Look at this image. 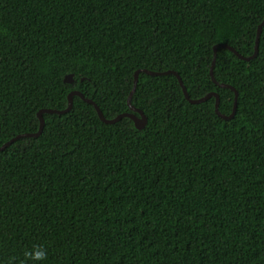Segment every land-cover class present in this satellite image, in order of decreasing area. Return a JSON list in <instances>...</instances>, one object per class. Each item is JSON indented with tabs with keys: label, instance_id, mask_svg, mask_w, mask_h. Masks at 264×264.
Listing matches in <instances>:
<instances>
[{
	"label": "trees",
	"instance_id": "1",
	"mask_svg": "<svg viewBox=\"0 0 264 264\" xmlns=\"http://www.w3.org/2000/svg\"><path fill=\"white\" fill-rule=\"evenodd\" d=\"M262 21L264 0H0V146L72 91L137 114L141 69L228 116L213 46L252 55ZM213 76L238 93L229 120L139 73L143 128L73 96L1 150L0 264L35 246L36 264H264V26L254 59L220 48Z\"/></svg>",
	"mask_w": 264,
	"mask_h": 264
},
{
	"label": "water",
	"instance_id": "2",
	"mask_svg": "<svg viewBox=\"0 0 264 264\" xmlns=\"http://www.w3.org/2000/svg\"><path fill=\"white\" fill-rule=\"evenodd\" d=\"M263 26H264V21H262L257 27L256 36H255L254 51H253V54L248 56V57H244V56L240 55L238 52H236V50L234 48L230 47L227 44H216V45L213 46V58H212L211 67H210V70H209L210 77H211L212 81L215 84L219 85V87L228 88V89H231L234 92V101H233L232 112L228 116L222 115L219 112V110H218L219 96H218L217 93L211 92V93L207 94L206 96L202 97L201 99L192 100V99L189 98V96L187 94V91H186V88L184 87V85H183L180 77L177 75V73H175L173 71L152 72V71L141 69V70H137L134 73L133 86H132V89L129 92L128 97H127V105L129 107V109L132 112H135L137 114H134V113H122V114L118 115L117 117H115L114 119L108 120L102 115L101 111L99 110L97 105L92 100L84 98V96L82 94H80L79 92L72 91L68 95V106H67V108L65 110L57 111V110H49V109H47V110L38 111V113H37V117L39 119V129H38V131L34 132V133H23V134L16 135L15 137L11 138L9 141L4 143L2 146H0V151L5 149L9 145H11L14 141H16V140H18L20 138L37 137V136H39L41 131H42L43 124H44V121H43V118H42V114H44V113H65V112L69 111L70 108H71V105H72L73 96H79L80 98L84 99L87 103L93 105L95 110H96V112H97V115H98L99 119L102 122L106 123V124H113V123H116L117 121H119L120 119L127 117V118H130L131 120H133L135 125L138 128H143L145 126L146 122H147L146 116L144 115V113L141 110L136 109L135 107H133L131 105V97H132L133 93L135 92L139 73H145V74H148V75H151V76L174 75L176 77V79L178 80V83H179V85H180V87L182 89L183 95H184L186 100H188L191 104H198V103L205 102L206 100H208V99L213 97L215 99L214 111H215L216 115H218L219 117H221V118H223L225 120H229L235 114L236 106H237L238 93L233 87H231L229 85H226V84H218L215 81L214 76H213V66L215 64L216 52H217L218 49L223 48V49H227V50L233 52L239 59H242L244 61H250L251 59H254L257 56V53H258V43H259V38H260V34H261V30H262ZM64 82L71 83L72 82V75L71 74L66 75L64 77Z\"/></svg>",
	"mask_w": 264,
	"mask_h": 264
},
{
	"label": "clouds",
	"instance_id": "3",
	"mask_svg": "<svg viewBox=\"0 0 264 264\" xmlns=\"http://www.w3.org/2000/svg\"><path fill=\"white\" fill-rule=\"evenodd\" d=\"M23 257L24 259L21 261V264H27L28 261L36 264V262L47 259V251L43 246H35L31 250H26L23 253ZM9 264H15V258H11Z\"/></svg>",
	"mask_w": 264,
	"mask_h": 264
}]
</instances>
